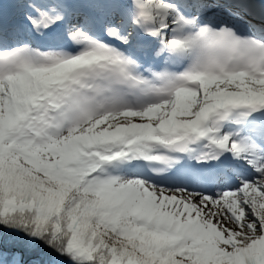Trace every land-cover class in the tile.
Masks as SVG:
<instances>
[{
	"label": "snow or ice",
	"instance_id": "snow-or-ice-1",
	"mask_svg": "<svg viewBox=\"0 0 264 264\" xmlns=\"http://www.w3.org/2000/svg\"><path fill=\"white\" fill-rule=\"evenodd\" d=\"M0 264H264V0H0Z\"/></svg>",
	"mask_w": 264,
	"mask_h": 264
}]
</instances>
